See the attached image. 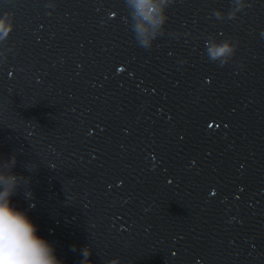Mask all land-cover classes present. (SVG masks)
Segmentation results:
<instances>
[{
  "label": "clouds",
  "instance_id": "clouds-1",
  "mask_svg": "<svg viewBox=\"0 0 264 264\" xmlns=\"http://www.w3.org/2000/svg\"><path fill=\"white\" fill-rule=\"evenodd\" d=\"M173 2L130 0L136 21L132 31L140 46L150 48L153 41L164 32L168 20L167 9ZM9 15L5 13L0 16V39L7 38L14 28L13 22H9ZM235 50L236 46L229 40L211 44L206 41L207 56L211 61L219 60L221 65L228 63V58L234 55ZM19 179L23 177L13 172L0 171V264H63L54 254L53 245L37 235L36 225L26 212L11 204V197L18 190ZM28 196L30 193H26V198ZM81 254L91 264L88 260L91 249L84 247ZM110 264H118V261H111Z\"/></svg>",
  "mask_w": 264,
  "mask_h": 264
}]
</instances>
